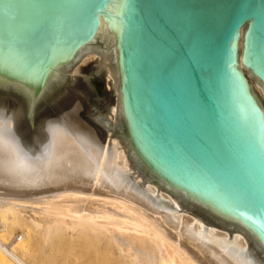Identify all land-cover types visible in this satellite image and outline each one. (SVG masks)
Instances as JSON below:
<instances>
[{
  "label": "water",
  "instance_id": "1",
  "mask_svg": "<svg viewBox=\"0 0 264 264\" xmlns=\"http://www.w3.org/2000/svg\"><path fill=\"white\" fill-rule=\"evenodd\" d=\"M241 28L264 95V0H0V199L112 197L199 264H264Z\"/></svg>",
  "mask_w": 264,
  "mask_h": 264
},
{
  "label": "bare ground",
  "instance_id": "2",
  "mask_svg": "<svg viewBox=\"0 0 264 264\" xmlns=\"http://www.w3.org/2000/svg\"><path fill=\"white\" fill-rule=\"evenodd\" d=\"M242 39L241 28L237 39V59L243 76L248 81L241 61ZM255 91L259 95L264 110L263 92L261 89L260 91L255 89ZM46 197L53 201L51 203L48 200L53 204L52 209L48 208L50 206L46 207L47 204H43V207L42 204L41 206L38 204L44 203L38 199L43 200ZM10 200L15 201L13 203ZM0 203L4 204L0 205L2 215L5 210H12L15 214L12 215L14 219H10L9 224L23 222L22 224L28 225L27 227L32 230V234L34 231L40 235L38 238L47 246L51 245L56 238L63 236L64 238L72 237L73 240L79 237L87 239L95 237L108 245L109 243L114 245L117 256H119V264H199L161 227L151 223L135 210L112 197L84 192H67L27 199H0ZM23 203L26 206L21 205ZM29 203L31 207L27 206ZM25 211H29V215L26 216ZM6 215L4 214L3 217L5 216V220L9 221ZM2 218L0 217V222H3ZM28 237V234L26 239L23 235L17 237V244L19 247L22 246L23 250L28 247ZM4 241L1 234L0 264H28L20 256L21 253L16 252L15 247H8Z\"/></svg>",
  "mask_w": 264,
  "mask_h": 264
},
{
  "label": "rangeland",
  "instance_id": "3",
  "mask_svg": "<svg viewBox=\"0 0 264 264\" xmlns=\"http://www.w3.org/2000/svg\"><path fill=\"white\" fill-rule=\"evenodd\" d=\"M243 68H242L243 71L246 73V74L244 73V75L248 79V82L249 83L251 82V85L252 87L254 86L253 87L254 89L260 91L261 88L257 84L256 80L253 77L248 75L245 67ZM28 200H31V199H28ZM48 200L51 201V203L53 202L48 197H46V198H43V200L42 198L38 199V201L44 202V203H38V204L40 206L42 204V207L45 204H47L45 206L46 207L50 206L48 208L52 209L53 204H51ZM14 201L15 200H10V202H13V203ZM48 203L50 205H48ZM29 204H27V206L31 207V203ZM0 205H4V204L0 203ZM21 205L26 206L24 203ZM28 212L29 211L27 212L25 211L24 214L27 216L29 215ZM4 214L5 215L8 214L6 215V218H8L9 221L5 220L4 218L5 216L3 217ZM0 215H1L0 216L1 218L3 217L2 218L3 222H0V237L2 234V237L5 239L4 241L5 244L8 247H12V246L15 247L16 252L19 254L21 253L20 256L23 257L25 261L28 262V264H119V260H118L119 256H117L118 254L116 253V249L114 245H112L111 243H109L108 245L102 242L99 238L96 239L94 237L92 239L90 237V239H87L86 237L84 238L79 237L78 239L73 240L72 237L65 236L66 238H64L63 236V237L56 238L52 242L51 245L47 246L42 242V240L38 238V236L40 237V235H37V233L34 231H33L34 234H32L31 232L32 230L29 229V227H27L28 225L22 224L23 222H20L17 224L12 222L13 224H9L10 219L13 220L14 219L13 216L15 215L12 213V210H5L3 215H2V212L0 211ZM4 222L6 223V225ZM1 228L3 229L1 230ZM4 232H5V235H4ZM26 233L29 235L28 237L29 244H28L27 249L23 250L22 249L23 247L22 246L19 247L17 244L18 242L17 237L20 235H23L26 239V236H27ZM35 236H37V238H35ZM112 253H115V254H112Z\"/></svg>",
  "mask_w": 264,
  "mask_h": 264
},
{
  "label": "clouds",
  "instance_id": "4",
  "mask_svg": "<svg viewBox=\"0 0 264 264\" xmlns=\"http://www.w3.org/2000/svg\"><path fill=\"white\" fill-rule=\"evenodd\" d=\"M0 119H4L2 113H0ZM4 122L7 123V124L10 126V123H11L10 121H7V120L5 119ZM15 151H16V153H17L18 158H20V161H21V163H22L23 160H22V157L19 156L20 150H19L18 146L15 148Z\"/></svg>",
  "mask_w": 264,
  "mask_h": 264
}]
</instances>
